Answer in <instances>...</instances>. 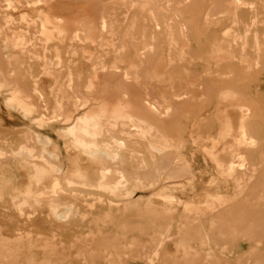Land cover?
I'll list each match as a JSON object with an SVG mask.
<instances>
[{"label": "rangeland", "instance_id": "rangeland-1", "mask_svg": "<svg viewBox=\"0 0 264 264\" xmlns=\"http://www.w3.org/2000/svg\"><path fill=\"white\" fill-rule=\"evenodd\" d=\"M240 1L0 0V264H264V0Z\"/></svg>", "mask_w": 264, "mask_h": 264}, {"label": "bare ground", "instance_id": "bare-ground-1", "mask_svg": "<svg viewBox=\"0 0 264 264\" xmlns=\"http://www.w3.org/2000/svg\"><path fill=\"white\" fill-rule=\"evenodd\" d=\"M236 5H240L242 4L244 6V3H242L240 0H232ZM251 6V5H250ZM55 59V58H54ZM248 58H246L244 55L241 57V59L239 60L242 64H245L246 67H247V71L252 67V63L250 61H247ZM244 67L242 66V69ZM242 71V70H241ZM244 73L246 72L245 70L243 71ZM256 75V74H255ZM155 76L156 77H159L161 76V73L159 72H155ZM245 79V78H244ZM234 91V90H233ZM240 97H238L237 95H235V93L233 92H229V100H228V105H230L235 111L238 112V115H239V122H240V125L243 124V122H245V119H246V110L244 108V105L242 103V100L239 99ZM217 100V99H216ZM6 104L10 107V108H13L16 103L12 101V99H7L5 100ZM250 103V102H249ZM253 103V102H252ZM218 106L216 108V110L214 111L215 112V118L218 122V126L220 128V133H225L228 131V118H227V113L223 111V109L219 106V102L216 103ZM18 106L21 108L22 112H23V116L25 117L28 113L25 109V107L21 104V103H18ZM151 106V105H150ZM153 106V105H152ZM247 107V106H246ZM111 108V107H110ZM154 108V107H153ZM152 108V109H153ZM160 108V107H159ZM109 109V108H108ZM112 109V108H111ZM109 109V110H111ZM151 109V108H150ZM108 110V111H109ZM170 111V109H165ZM154 111H157L155 108H154ZM94 112V111H93ZM92 113V111H91ZM112 113V115L110 116H113V117H116L117 119L121 118V120H123L125 123H132L133 122V116L132 114L130 115L127 111H125L123 108H121L120 106H116L114 105V108L112 109V111L110 112ZM108 113V114H110ZM169 113V112H168ZM258 113V112H257ZM256 113V114H257ZM95 114V112H94ZM166 114V112H165ZM93 115V113H92ZM94 116H91V114H84L83 118L79 121V124H78V127L76 128H71L69 129L68 133H73L74 135L76 136H84L86 134H88L87 130L89 127H95L96 124H98V122L96 123V120L98 119H94L93 118ZM97 117V116H96ZM112 117V118H113ZM99 118V116L97 117ZM123 124V123H122ZM135 124V123H133ZM99 125V124H98ZM125 125V124H124ZM128 125V124H127ZM93 128V129H94ZM99 128V126H98ZM97 128V130H98ZM134 129V128H133ZM91 130V129H90ZM88 130V131H90ZM95 131V130H93ZM65 132V131H64ZM248 132V131H247ZM219 133V134H220ZM246 132L242 129V128H239L238 131L236 132V134L234 135V138H233V143H232V151L233 152H237V143H244L245 142V136H246ZM216 139V138H215ZM214 139V140H215ZM28 141V140H27ZM31 141V140H30ZM253 141V140H252ZM122 142V141H121ZM217 143V142H216ZM215 142H210V150L207 151V154L210 156V159L211 161H215L216 160V150L214 149V147L216 146ZM49 142L48 140L46 141V145H48ZM92 145V146H91ZM90 146H88L87 143H84L81 141L79 142L78 140H76V146L77 147H80L84 150V153H87L90 157H97L99 155V152H101V149L104 148L105 150V154L107 156H110V157H115L114 156V152L111 151L109 148H107L106 146H104L103 144H99L98 145H93L91 144ZM149 146L151 147H154L151 143H149ZM102 147V148H100ZM156 148V147H155ZM213 149V150H212ZM113 152V153H112ZM47 153V152H46ZM28 156L26 157V163L27 165L31 168V170L33 171V175L31 176L30 180H29V183H30V191H34L35 188H37L39 186V181L40 180H48V179H51L48 181V184H49V188L50 189H53L55 192L57 191V187H58V183H57V178L54 177L51 173V170H49L47 168V166L44 165V159L41 157L40 159L36 160V161H33V158H34V155L32 153L31 150L28 151ZM53 156H56V154H53ZM24 156V155H23ZM50 157V156H49ZM238 157V155H237ZM231 158V157H230ZM238 159L241 161L242 159H240L238 157ZM94 160V159H93ZM76 161V160H75ZM96 161V160H95ZM94 161V162H95ZM71 174V173H69ZM51 176H53V179L51 178ZM224 176V175H223ZM225 177V176H224ZM101 181H104V179H101ZM110 188H113V185L110 184L109 185ZM7 188V184L4 183V179H3V176H1L0 178V194L2 193V191L4 189ZM208 197L210 196L209 194L207 195ZM220 197V195L218 196ZM248 223V222H247ZM20 248V247H19Z\"/></svg>", "mask_w": 264, "mask_h": 264}]
</instances>
